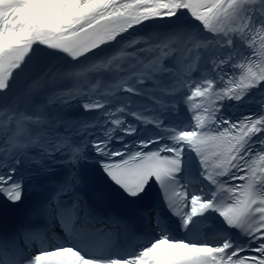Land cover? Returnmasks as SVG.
<instances>
[{"label": "snow or ice", "instance_id": "snow-or-ice-1", "mask_svg": "<svg viewBox=\"0 0 264 264\" xmlns=\"http://www.w3.org/2000/svg\"><path fill=\"white\" fill-rule=\"evenodd\" d=\"M0 264H264V0H0Z\"/></svg>", "mask_w": 264, "mask_h": 264}]
</instances>
